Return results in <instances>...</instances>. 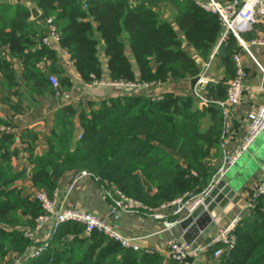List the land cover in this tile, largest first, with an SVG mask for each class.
Segmentation results:
<instances>
[{"label":"trees","instance_id":"obj_1","mask_svg":"<svg viewBox=\"0 0 264 264\" xmlns=\"http://www.w3.org/2000/svg\"><path fill=\"white\" fill-rule=\"evenodd\" d=\"M31 1L41 10L43 21L53 19L60 46L86 84L104 75L100 53L105 55L107 74L113 81L165 85L191 80L202 72L196 57L208 61L222 35L219 17L193 0H87L86 8L80 0ZM11 8L3 3L0 10L6 13ZM14 9V17L0 16V45L25 59L24 67L37 89L52 93L72 89L66 71L55 65L56 51L41 43L46 24L31 22L30 9L20 5ZM224 40L238 49L232 34ZM185 44L196 56L184 49ZM235 51L226 58L229 73L235 72ZM42 60L50 62L46 74L37 67ZM9 66L7 60H0V72L11 80ZM234 72L208 91L209 99H225ZM51 74L59 83L55 90L48 80ZM8 104L16 109L17 105ZM86 104L65 105L55 112L46 152L30 157L36 191L54 197L65 173L85 171L105 188L139 202L137 208L143 211L189 193L198 194L212 181L225 132L223 108L218 104L200 106L193 94L175 92L152 99L143 91H124ZM1 126L11 128L8 120L0 118ZM38 134L26 130L21 135L30 152ZM16 141L10 130L0 136V264H182L158 251L125 248L74 222L55 226L45 241L27 237L45 211L34 197H23L15 186L27 175L26 169L14 171L12 167L18 153ZM234 234L235 247L219 259L213 258L211 248L203 263L193 259L189 264L211 260L216 264H264V194L255 199ZM37 247L42 250L32 256Z\"/></svg>","mask_w":264,"mask_h":264},{"label":"crops","instance_id":"obj_2","mask_svg":"<svg viewBox=\"0 0 264 264\" xmlns=\"http://www.w3.org/2000/svg\"><path fill=\"white\" fill-rule=\"evenodd\" d=\"M196 3L206 0H193ZM221 3H227L231 0H217ZM6 3L12 7L9 12L3 13L0 10V16L14 17L17 6L22 8H36L39 15L35 17L32 12L29 20L34 23L37 20L39 24L44 23L41 17V10L31 0H0L1 4ZM135 3V2H133ZM222 26V25H221ZM47 27V26H46ZM9 31V28L5 29ZM47 32V29H46ZM223 32V27H222ZM222 36V35H221ZM243 43L237 38L238 49L226 43L227 56L233 53L238 54L244 69L246 77L244 79V92L242 102L238 106L226 107L224 113V139L221 143L220 151L215 159L218 168L222 163L225 152H229L237 147L243 140L248 126V113L260 106H264V46L253 43L254 40L264 37V20L258 19L250 28L245 29L240 34ZM246 46V47H245ZM51 49L56 51V67L66 71L73 83L70 90L51 91L37 89L30 80V75L24 67V58L12 55L5 45H0V60H7L11 72L8 80L0 72V118L8 120L11 125L10 131L14 133L17 141L14 145L18 148V153L12 158V167L14 171L26 169V177L15 182V186L20 188L23 197L31 196L37 192L31 180L30 157L33 155H42L47 149V137L50 127L53 124L55 112L65 105L83 107L87 106L88 100H101L104 98L120 95L124 92L122 88L114 86H99L86 84L82 81L68 53L60 44L53 43ZM184 49L194 55L195 52L188 44ZM217 47L208 61H203L196 57L200 67L201 74L205 81L214 80L216 87L225 77L231 76L228 72L226 61L216 56ZM103 55V53H100ZM232 62L234 63L233 57ZM106 66V60L102 62ZM235 64V63H234ZM49 61H40L37 64L38 70L47 73L49 70ZM11 73V74H10ZM235 74V72H234ZM57 79L55 74H51ZM50 76L48 78L50 82ZM233 78V77H232ZM230 78L228 82L232 79ZM101 80H109L107 70L104 68V75ZM227 82V86H228ZM204 85L197 84L192 88L191 80L178 82H169L165 85L154 87L151 94H163L165 92H175L177 94L198 93L199 96L209 99L208 92L204 90ZM52 89H57L50 82ZM210 88V89H211ZM140 92L138 90L128 91L129 93ZM227 94V89H226ZM226 99V97H225ZM224 99V100H225ZM214 103V100L209 99ZM15 104L16 109L10 104ZM202 106L201 104H199ZM230 113V115H228ZM26 130L38 132V140L33 152L28 150L27 142L21 141V135ZM76 134L81 132L79 123L76 120ZM264 176V131L249 146L248 150L231 166L224 179L216 183L224 182V187L219 190L218 195L223 194L224 189L228 188L235 191V196L228 199L231 209L217 226L225 224L236 214L244 215L248 209L246 201L251 195L253 188ZM215 185V186H216ZM229 192V191H228ZM56 197L63 207L75 208L82 211L92 212L102 217H108L115 230L126 237H140L138 244L141 249L158 251L166 255V247L171 239L181 241L183 231L179 226V221L186 217V213L177 214L171 206H161L153 210H140L131 204L119 205V198L113 189L109 190L101 184L93 175L82 172H67L60 181L56 190ZM242 202L244 205L241 206ZM228 204V205H230ZM112 211H116L117 218L111 216ZM161 216V217H158ZM178 216V218L176 217ZM176 217L175 220L172 218ZM166 223H174L168 226ZM53 221L47 220L38 231H36L35 240L45 241L54 228ZM216 226V227H217ZM216 228L211 233V238L215 234ZM205 243L204 239L198 238L195 244ZM205 257L199 256L198 263H203ZM207 264H216L211 260Z\"/></svg>","mask_w":264,"mask_h":264},{"label":"built area","instance_id":"obj_3","mask_svg":"<svg viewBox=\"0 0 264 264\" xmlns=\"http://www.w3.org/2000/svg\"><path fill=\"white\" fill-rule=\"evenodd\" d=\"M84 8L87 7V0H80ZM203 9L217 15L223 27L222 38L224 39L228 34L235 36L240 42L241 32L252 25L258 20H264V0H231L227 3H221L217 0H206L198 3ZM47 26L46 34L41 38V43L50 47L53 43L60 44V35L57 31V26L51 17L45 19ZM253 43L264 46V37L254 40ZM244 44V43H243ZM246 47V46H245ZM235 63V74L233 78L228 82L226 99L223 101H214L220 107L225 109L226 107L238 106L242 102L244 92V79L246 77V71L243 63L238 54L233 56ZM199 83L205 84L204 75ZM103 81V82H101ZM93 81V85L106 84V86H114L122 88L124 91L138 90L142 91L151 87H158L160 83H140V82H114L106 80ZM50 82L54 87L57 86V80L55 77L50 76ZM198 98L199 104L208 105L212 103L209 99L201 97L197 92L194 93ZM10 127L1 126L0 136L3 132L9 131ZM264 131V106H260L251 110L248 113V126L245 136L241 143L229 152H225L222 163L219 166L216 174L213 176L210 184L202 192L198 194L189 193L186 196L173 201L170 204L164 206H172L175 203L180 205V211L183 213H191L199 204H201L209 192L215 187L216 183L224 179L227 170L235 164V162L248 150L249 146L255 141L256 138ZM83 174L87 172L83 171ZM114 193L119 198V205L131 204L135 207H139L140 203L133 201L132 199L125 197L119 191L113 189ZM264 194V176L253 188L251 195H249L246 201L247 209L253 208L255 199ZM34 198L41 204L45 211V214L39 216L36 219V227L34 231L26 235L29 238L35 239L36 231L47 221L52 220L54 225L57 226L66 222H74L81 224L85 227L87 232L97 231L102 233L115 241L119 242L125 248H131L133 250L141 249L138 242L140 237H126L120 232L115 230L111 225L108 217H102L92 212L82 211L75 208L63 207L57 200L56 193L54 197H49L44 191H37L34 194ZM116 211H112L111 216L117 218ZM161 217V216H158ZM242 214H236L225 224L216 227L215 234L212 236L209 243L187 245L176 239H171L166 247V255L169 259L177 261L182 264H189L193 259H197L199 256L206 257L208 251L213 248V258L219 259L225 251L231 250L236 245V237L234 231L242 219ZM168 226L174 223H166ZM54 226V227H55ZM42 250V247H37L32 251V256L37 255ZM153 251V250H147Z\"/></svg>","mask_w":264,"mask_h":264},{"label":"water","instance_id":"obj_4","mask_svg":"<svg viewBox=\"0 0 264 264\" xmlns=\"http://www.w3.org/2000/svg\"><path fill=\"white\" fill-rule=\"evenodd\" d=\"M31 12L35 17L39 15L38 10L34 7L31 8ZM216 56H219L223 61H226V42L222 36L217 45ZM201 78L202 75L200 74L191 79L192 88H195L196 85L199 84ZM214 84V80H207L204 85V90L208 92ZM228 115H230V113H228ZM223 187V181L218 183L212 188L201 204L179 221V226L183 231L181 242H184L187 245H193L198 238L204 239L205 243L211 241V233L214 231L218 223L225 217L226 213L232 208L228 199H232L235 196V191L228 188H225L223 191V194H226L225 197H223L222 194L218 195L219 190ZM243 205L244 202H242L241 206ZM171 207L177 214L182 215L183 212L180 211V205L178 203L173 204Z\"/></svg>","mask_w":264,"mask_h":264},{"label":"rangeland","instance_id":"obj_5","mask_svg":"<svg viewBox=\"0 0 264 264\" xmlns=\"http://www.w3.org/2000/svg\"><path fill=\"white\" fill-rule=\"evenodd\" d=\"M100 59H101V64H102V68L104 69H106V66L102 63L103 61H104V59H105V55L103 54V55H100ZM106 60V59H105ZM57 80V79H56ZM97 81H101V79H99V80H97ZM108 81H113V80H108ZM101 82H103V81H101ZM104 82H107V80L106 81H104ZM114 82H126V83H131V82H134V81H122V80H120V81H114ZM57 83H58V80H57ZM153 83V82H152ZM148 84H151V83H148ZM161 84V83H160ZM59 85V83L57 84V86ZM56 86V87H57ZM99 86H106V84H101V85H99ZM154 87H151V88H148V89H145V90H142L147 96H149L150 98H152V99H159L160 97H161V94H151L149 91H151L152 89H153ZM142 91H140V92H142ZM134 93H139V92H136V91H134ZM133 201H135V200H133ZM135 202H137V201H135ZM139 203V202H138ZM141 205V204H140ZM29 231V233H31V231L30 230H28ZM34 230H32V232H33ZM166 259H169L167 256H166Z\"/></svg>","mask_w":264,"mask_h":264}]
</instances>
